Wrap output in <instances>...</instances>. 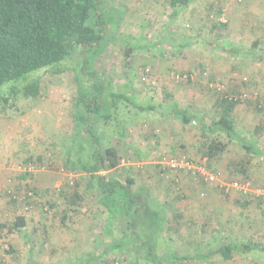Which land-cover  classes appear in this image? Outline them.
I'll use <instances>...</instances> for the list:
<instances>
[{
	"label": "rangeland",
	"instance_id": "374dc122",
	"mask_svg": "<svg viewBox=\"0 0 264 264\" xmlns=\"http://www.w3.org/2000/svg\"><path fill=\"white\" fill-rule=\"evenodd\" d=\"M246 2L194 0L172 8L168 0H109L102 9L107 27L101 52L96 57L99 51H88L86 66L75 55L0 88V264H68L90 256V264L130 261L133 253L117 248L128 221L117 217L105 234L106 211L94 190H88L90 177L66 167L68 150L73 159L78 148L89 150L87 130L99 138L101 149L113 146L119 156L117 169L100 174L122 183L132 178L131 191L146 199L144 219L134 230L140 240L155 241L164 264H264V254L255 253H233L229 261L220 255L186 258L228 242L264 246V199L257 196L264 189V154L248 156L238 142L221 136L225 150L208 161L197 122L183 125L174 117L161 121L176 103L209 123L218 116L215 102L220 95L237 97V131L264 148V19L256 20ZM213 21L227 28L214 30ZM189 38L218 40L221 47L238 46L242 52L232 57L213 45L178 46ZM256 38L261 39L260 49L253 54ZM121 39L137 47L128 58ZM37 79L39 94L25 96V87ZM98 80L103 81L106 104L96 122L84 129L87 139L77 138L74 104L78 88H83L79 84L95 83L85 86L91 95L100 87ZM110 91L143 107L152 105L154 111L141 113L120 100L104 124L100 116L108 109ZM244 93L248 99L241 100ZM163 132L168 142L160 150L154 142ZM180 155L206 165L217 182L205 183L185 170L163 175L159 161ZM234 182H248L250 193H225L220 187ZM76 184L83 200L68 205L66 198ZM154 209L161 216L157 226L150 216ZM18 216L25 217V225L12 230ZM99 256L104 258L95 262ZM136 262L145 263L140 258Z\"/></svg>",
	"mask_w": 264,
	"mask_h": 264
},
{
	"label": "trees",
	"instance_id": "16d2710c",
	"mask_svg": "<svg viewBox=\"0 0 264 264\" xmlns=\"http://www.w3.org/2000/svg\"><path fill=\"white\" fill-rule=\"evenodd\" d=\"M107 1L109 0H0V88L10 81L28 75L33 71L51 67L63 59L75 55L82 57L86 66L85 54L88 51H99L105 38L104 34L107 26L102 9ZM191 1L194 0H168V4L174 8L188 5ZM211 27L214 30H223L227 28V25L220 21H213ZM121 41L126 43H124L123 52L125 57L128 58L137 47H131L126 40L121 39ZM258 44V41L252 43L251 53L258 49ZM199 45H202V49H205L207 45H210L209 49L212 48V45L221 47L218 40L209 43L202 42L197 38H189L186 42L178 44L181 48L186 46L199 47ZM221 48L224 53L232 57L239 56L242 52L238 46L233 45L231 47L222 46ZM84 70L86 69L82 68V71ZM80 78L84 79L82 76ZM92 79L95 80L92 77L90 81ZM90 81L87 84H79L83 88L81 90L78 88L74 104L75 136L85 138L90 135L89 144L87 143L88 154L86 152L87 148L83 146L78 148L76 158L73 159L71 158L72 150H68L66 167L69 171H79L90 177L87 184L88 190L90 192L94 190L99 197V203L106 211V221L103 228L105 234L110 233L109 227L117 217H124L128 221V232L122 236L120 244L117 245V248H122L120 250L124 253L129 254L131 252L136 256L130 255L128 264H137L136 260L138 258L145 261L144 264H164L163 262L166 259L157 256L153 247L155 241L151 244L140 240L136 233L137 230H134L137 225L142 224L144 219L142 207L146 201L145 198L131 191L134 180L126 178V182L122 183L116 178H105L100 174L103 171L117 169L119 156L113 146H106L101 149L99 138H94L90 130H87L88 135H85L84 129L91 127L96 122L95 118L106 104L103 99V81L98 80L99 83L96 84L100 87L95 88L94 93L91 92V95L87 93L85 88V86H88V88L95 86V83H90ZM38 94L39 80L37 79L25 87V96L36 97ZM244 94H241L240 99ZM108 97L111 100L110 104L106 105L108 109L106 113L100 116L104 124L108 123L113 117L111 112L116 109L120 100L128 102L141 113L154 111L152 105L143 107L134 103L123 93L110 91ZM103 103L105 104L103 105ZM238 103L237 97L220 95L215 102L219 112L218 116L210 123L198 118L189 110L180 108L176 103L170 104L168 115H173L174 118L179 119L186 125L191 124L194 120L198 123L199 130L205 140L202 155L208 161L216 158L225 150V144L220 139L221 136L229 141L238 142L248 156H260L263 148L252 139L245 137L244 134H238L235 130L233 113ZM2 118H6L5 115ZM80 150L82 151L80 152ZM161 173L166 175L165 171L161 170ZM79 187V184H76L74 192L66 198L68 205H76L83 200V194L79 192ZM150 216L151 219H154L152 223L156 226L161 222V216L155 209L150 210ZM24 225L25 217L18 216L12 230L22 228ZM150 229L151 227L148 228V230ZM156 229H159V227ZM131 230H134V233H131ZM146 235L148 236L147 233ZM233 253L264 254V246L255 243L228 242L219 245L215 251L210 253H197L191 257L186 256V258L202 260L213 255H220L223 260L229 261L233 258ZM101 257H97L95 262L104 258V256ZM172 257L178 261L179 259L180 261L186 259L183 256ZM91 258L90 256L82 261H72L68 264H90Z\"/></svg>",
	"mask_w": 264,
	"mask_h": 264
},
{
	"label": "built area",
	"instance_id": "2783aa9c",
	"mask_svg": "<svg viewBox=\"0 0 264 264\" xmlns=\"http://www.w3.org/2000/svg\"><path fill=\"white\" fill-rule=\"evenodd\" d=\"M248 99V95L244 94L242 95L241 100ZM161 170L165 171L166 174L168 173H178L180 171H192L191 173L199 178L201 181L205 183H216L217 177L214 173H212L210 170L206 168V165L202 164H194L192 161L186 159L185 156H178L177 158L168 159L166 162L160 163ZM167 168V170H165ZM221 188L224 190L225 193H228L229 191L235 189L238 190L242 194L250 193L251 187L250 184L247 183H238L234 182L232 184H220ZM258 197H262L264 199V189L258 190L257 192Z\"/></svg>",
	"mask_w": 264,
	"mask_h": 264
},
{
	"label": "crops",
	"instance_id": "0c3cea01",
	"mask_svg": "<svg viewBox=\"0 0 264 264\" xmlns=\"http://www.w3.org/2000/svg\"><path fill=\"white\" fill-rule=\"evenodd\" d=\"M260 1L262 2V3H260ZM260 3V4H259ZM246 4H249L250 6H249V8H250V11L254 14V16H256L255 17V19L256 20H259V22H261L263 19H264V0H247V2H246ZM256 6H258L257 8H255ZM253 16V15H252ZM253 16V17H254ZM260 38L258 39V38H256V39H254V40H252V43L254 42V41H258L259 42V44H258V49H260L259 48V45H260ZM252 43H251V45H252ZM258 49L257 50H255L256 52L258 51ZM263 51V50H262ZM264 53V52H263ZM254 54V53H253ZM231 92H237V90H232ZM179 107L181 108V106L179 105ZM236 108L237 107H235V110H234V113H233V118H234V120L236 119V118H238L239 117V113H238V110H236ZM167 113H168V111H167ZM171 117H173V115H168V114H165L164 115V117L162 118V122H166L167 120H170L171 119ZM236 117V118H235ZM180 121V120H179ZM195 121V120H194ZM181 122V121H180ZM196 122V121H195ZM167 123V122H166ZM210 123V122H209ZM181 124H183L182 122H181ZM183 125H186V124H183ZM235 130H236V132L238 133V134H240L241 132H239V131H237V127H236V125H235ZM170 132V131H169ZM168 132V133H169ZM164 134H166L165 132H163V133H161V134H159V136L155 139V142H154V144H155V146L158 148V149H160V150H163V149H166L167 148V146H166V143L168 142V140L164 137ZM243 134V133H242ZM245 136V135H244ZM245 137H247V136H245ZM180 138V137H179ZM179 138H178V140H179ZM249 138V137H248ZM177 140V141H178ZM170 143V144H169ZM168 144H169V147L170 146H173V143H172V141H170ZM177 143H179V142H176V144ZM167 144V145H168ZM183 144V143H182ZM180 146V145H179ZM182 147V146H181ZM264 154V148L262 149V154L261 155H263ZM160 159V158H159ZM163 161V158L159 161V163H161ZM209 169V168H208Z\"/></svg>",
	"mask_w": 264,
	"mask_h": 264
}]
</instances>
